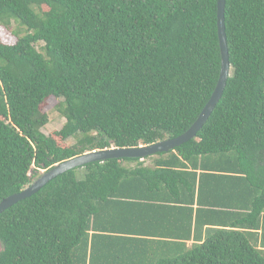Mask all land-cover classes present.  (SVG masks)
Instances as JSON below:
<instances>
[{
  "label": "trees",
  "instance_id": "1",
  "mask_svg": "<svg viewBox=\"0 0 264 264\" xmlns=\"http://www.w3.org/2000/svg\"><path fill=\"white\" fill-rule=\"evenodd\" d=\"M216 8L0 0L16 37L0 38V201L84 152L184 132L218 78ZM224 26L229 75L195 137L150 165L71 168L14 202L0 212V264H264V0H225ZM51 97L64 122L45 134ZM136 210L172 214L176 232L121 227Z\"/></svg>",
  "mask_w": 264,
  "mask_h": 264
},
{
  "label": "water",
  "instance_id": "2",
  "mask_svg": "<svg viewBox=\"0 0 264 264\" xmlns=\"http://www.w3.org/2000/svg\"><path fill=\"white\" fill-rule=\"evenodd\" d=\"M224 4L225 0H217L216 16H217V36L220 53V68L216 84L202 107L201 111L191 123V125L181 134L159 140L147 145H139L137 147H111L104 149H96L84 152L80 155L71 157L62 162H59L47 170H43L38 177H36L28 186L23 188L17 193H12L0 201V212L13 204L14 202L27 197L37 191L43 186L48 180L52 179L56 175L69 170L74 167L81 166L88 162L103 161L111 158H144L146 156L153 155L157 152H167L172 150L174 147L194 138L196 132L203 126L207 118L211 114L215 104L219 100L223 88L226 83V79L229 75L230 63L227 49V42L225 36L224 26Z\"/></svg>",
  "mask_w": 264,
  "mask_h": 264
},
{
  "label": "crops",
  "instance_id": "3",
  "mask_svg": "<svg viewBox=\"0 0 264 264\" xmlns=\"http://www.w3.org/2000/svg\"><path fill=\"white\" fill-rule=\"evenodd\" d=\"M143 209V208H142ZM141 213V214H140ZM141 215V219H140ZM172 214H167V216H163L162 214H158L156 216V220H151V216L148 214V212L136 210V214L134 216H123L121 219H118L119 223L121 224V227H126L128 229H142V230H149L152 231L153 229H157L160 232H168L170 234H174L176 232V224L179 221H176L174 216H171ZM114 217L110 219L112 221ZM141 222H139V220ZM181 223V221H180ZM181 225H180V231H181ZM188 243L191 242V240L187 241Z\"/></svg>",
  "mask_w": 264,
  "mask_h": 264
},
{
  "label": "rangeland",
  "instance_id": "4",
  "mask_svg": "<svg viewBox=\"0 0 264 264\" xmlns=\"http://www.w3.org/2000/svg\"><path fill=\"white\" fill-rule=\"evenodd\" d=\"M0 38L3 42L5 43H13L15 40H16V37L11 34L9 32V30L5 29L4 27L0 26ZM56 102V99L51 97L48 99L47 101V105L44 107V111L48 114V123L45 124L44 127L41 128V131L44 132L45 134L47 133H51L55 130H57L61 125L62 123L64 122V118L61 117L54 109H53V105L55 104ZM72 139L69 138L67 140V142H71ZM144 163L146 165H150L152 163V157L149 156V157H146L143 159ZM130 161H125L123 162L122 164L126 166H133L135 165V162H131L129 163ZM81 169H77L76 170V174L77 175H82V171H80ZM42 172V171H41ZM188 243V242H187Z\"/></svg>",
  "mask_w": 264,
  "mask_h": 264
}]
</instances>
